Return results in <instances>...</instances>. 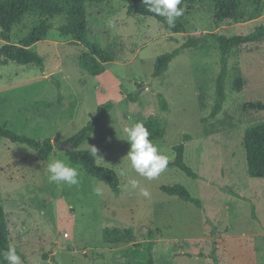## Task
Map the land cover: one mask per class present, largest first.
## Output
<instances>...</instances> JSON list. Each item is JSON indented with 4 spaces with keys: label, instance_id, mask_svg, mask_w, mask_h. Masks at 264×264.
<instances>
[{
    "label": "rangeland",
    "instance_id": "obj_1",
    "mask_svg": "<svg viewBox=\"0 0 264 264\" xmlns=\"http://www.w3.org/2000/svg\"><path fill=\"white\" fill-rule=\"evenodd\" d=\"M128 7L127 0L89 7V40L114 59L99 76L79 67L88 49L60 34L62 18L50 20L47 38L32 47L44 72L36 65L0 64V126L21 135L64 144L99 116L100 107L113 106L80 150L95 147L98 164L113 169L121 187L116 196L104 183L103 195L97 196L96 178L72 164L58 146L41 162L29 146L0 138V204L8 217L9 242L23 264H147L153 232L155 264H264V179L248 175L243 145L245 130L264 122V111L246 108L264 104V42L233 50L223 111L208 122L203 119L217 102L223 58L213 38L180 52L162 77H154L157 60L177 51L189 36L247 35L264 26V13L255 22L217 29L214 6L197 5L187 10V33L173 34L156 19L129 15ZM38 21L28 15L14 28L12 43L19 44ZM1 34L0 27V47L6 44ZM151 117L165 129L164 139L154 144L168 165L149 181L124 160L130 144L123 129L145 125ZM182 143L197 178L169 165ZM51 159L77 168L79 186L49 183ZM122 168L128 176L119 175ZM129 177L150 196L130 190ZM175 185L184 186L202 208L162 190ZM108 228H133L137 242L107 246L103 233Z\"/></svg>",
    "mask_w": 264,
    "mask_h": 264
},
{
    "label": "trees",
    "instance_id": "obj_2",
    "mask_svg": "<svg viewBox=\"0 0 264 264\" xmlns=\"http://www.w3.org/2000/svg\"><path fill=\"white\" fill-rule=\"evenodd\" d=\"M112 0H0V27L2 29L1 39L6 43L0 47V64L14 62L16 64L36 65L42 72L45 65L32 47L44 41L52 30L50 20L62 18L64 24L59 28L60 34L64 37H71L76 42L84 45L88 53L79 58V67L90 76H99L104 72V66L114 59L106 54L97 43L89 40V7L94 4H105ZM129 3V15H139L146 18H153L160 22L166 30L173 34H185L187 29L185 19L187 10L197 5L211 3L214 6V18L217 29L225 24H247L255 22L263 17L264 0H183L182 7L184 14L177 19L175 27L169 28L163 17L156 16L147 11L143 0H127ZM31 15L39 21L33 30L19 43H12V33L14 28L21 24L25 18ZM213 38L218 44L223 58L222 68L219 73L217 86V102L212 114L204 118V122L214 120L223 111L227 95L225 90V80L228 73L229 57L235 48L244 47L251 44L264 42V26L257 27L247 35H236L228 37L217 34H205L202 37L189 36L188 40L174 53L160 57L156 62L154 77L160 78L164 75L171 62L176 56L185 50L198 48L207 40ZM162 110H168V103L163 96L159 95ZM134 101L137 97L133 98ZM112 105H105L99 108V116L84 127L76 136L64 143L71 146L64 149L58 146L59 150L66 153L70 162L81 166L92 177L102 180L116 196L121 194L120 179L117 173L107 167L100 166L97 157L92 154L93 150H80V148L90 140L101 120L112 110ZM247 109L254 111H264V104L250 103ZM150 132V139L154 142L163 140L166 132L160 121L156 117H151L144 125ZM0 138L9 140L15 144L27 145L35 150L38 160L47 162L54 153L56 146L51 139L39 140L9 129L7 126H0ZM189 141V137H186ZM244 149L247 158L248 175L252 178L264 179V122H260L248 127L244 134ZM176 153L175 161L170 163L171 167H176L191 178H197V174L185 161V144L182 143L174 148ZM162 190L170 196H178L181 199L202 208V202L195 199L191 193L182 185L164 186ZM153 232L149 233L151 243L148 247L150 257L147 264H155L153 256L154 238ZM9 223L4 207L0 204V250H5L9 241ZM105 245L110 247L122 246L136 243L137 237L133 228L117 229L108 228L103 233ZM137 246V245H136ZM219 263L217 260L215 261ZM0 264H7L0 257Z\"/></svg>",
    "mask_w": 264,
    "mask_h": 264
},
{
    "label": "clouds",
    "instance_id": "obj_3",
    "mask_svg": "<svg viewBox=\"0 0 264 264\" xmlns=\"http://www.w3.org/2000/svg\"><path fill=\"white\" fill-rule=\"evenodd\" d=\"M148 12L156 16L163 17L169 28H174L178 18L183 16L184 8L181 6L183 0H143ZM130 144V151L124 160L129 162L130 168L149 181L156 179L168 165V157L161 154L159 148L150 139V132L144 126L143 122H137L123 129ZM92 154L97 156V149L92 147ZM48 181L57 186L67 185L79 186L80 173L77 168L70 166L61 159H51L47 164ZM120 176H128L127 168H122ZM102 180H93V192L97 196L103 195L101 185ZM130 190H139V195L149 197L147 189L141 188L139 181L134 178H128ZM0 257L7 264H23L21 256L17 252L15 244L9 243L5 250H0Z\"/></svg>",
    "mask_w": 264,
    "mask_h": 264
},
{
    "label": "water",
    "instance_id": "obj_4",
    "mask_svg": "<svg viewBox=\"0 0 264 264\" xmlns=\"http://www.w3.org/2000/svg\"><path fill=\"white\" fill-rule=\"evenodd\" d=\"M54 145H55V146H60V147H62V148H64V149H70V148H71L70 145H69V146H66V145H64V144H59V143H54Z\"/></svg>",
    "mask_w": 264,
    "mask_h": 264
}]
</instances>
